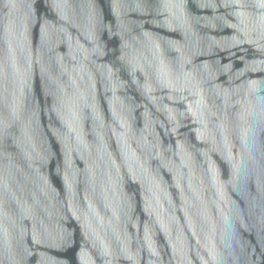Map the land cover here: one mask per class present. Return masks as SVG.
<instances>
[{
  "label": "water",
  "instance_id": "water-1",
  "mask_svg": "<svg viewBox=\"0 0 264 264\" xmlns=\"http://www.w3.org/2000/svg\"><path fill=\"white\" fill-rule=\"evenodd\" d=\"M0 264H264V0H0Z\"/></svg>",
  "mask_w": 264,
  "mask_h": 264
}]
</instances>
